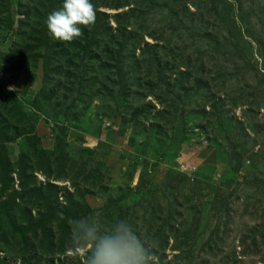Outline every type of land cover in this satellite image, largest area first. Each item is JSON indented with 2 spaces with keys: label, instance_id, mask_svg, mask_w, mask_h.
I'll list each match as a JSON object with an SVG mask.
<instances>
[{
  "label": "rangeland",
  "instance_id": "374dc122",
  "mask_svg": "<svg viewBox=\"0 0 264 264\" xmlns=\"http://www.w3.org/2000/svg\"><path fill=\"white\" fill-rule=\"evenodd\" d=\"M100 1L91 2L110 16L114 27L113 16L130 8L101 6ZM124 3L109 2L113 7ZM39 6L40 0H0L4 72L0 107L3 97L11 107V99H17L23 115L36 123L38 139L36 150L29 147L28 138H20L7 143L0 154V264H92L97 246L106 240L130 246L139 264H203L207 259L212 264H264V27L259 23L263 16L246 2L245 19L235 13L229 21L236 22L231 52L243 63L245 80L240 76L225 80L230 71L203 68L196 62L181 69L185 75L179 83L185 91L172 93L175 87L168 74L159 79L163 94L158 95L151 84L158 73L135 67L128 84L119 80L115 86L117 101L107 91L116 71L106 75L99 62L84 79L95 86L93 92L88 90L77 102L69 95L61 98V102L69 100L77 117L64 126L46 113L50 107L43 98L34 100L44 82L51 86L43 59H35L39 48L31 39ZM157 17L158 23L147 27L149 35L143 33L150 45L163 39V28L169 27L162 22L164 17ZM245 20L258 23L257 38L247 30ZM14 42L21 49L19 58L12 52ZM66 45L52 42V56L64 64ZM98 53L113 60L106 47ZM140 54L138 49L136 57ZM10 85L15 91L8 90ZM8 118L13 125L32 129L15 116ZM116 127L128 135L125 139L120 135L121 149L107 139L108 131ZM199 145L218 150L225 166L215 163L211 170H203L209 172L195 176L183 171V166L201 163L194 156H183V147ZM179 155L184 158L180 167L174 162ZM5 156L11 167L1 161ZM141 156L150 160L152 171L146 169L145 160H139ZM163 161L170 168L162 171ZM235 167L240 170L234 171ZM171 174L169 184L166 177ZM185 211L187 216L181 217ZM167 221L170 225L162 230ZM197 222L199 229L189 237L181 235L177 241L171 233L175 225L183 224L185 231ZM156 237L164 246L170 242L159 257L150 253ZM211 240L222 247L217 257L205 247ZM185 241L195 244L193 260L175 257L179 251L174 246Z\"/></svg>",
  "mask_w": 264,
  "mask_h": 264
},
{
  "label": "trees",
  "instance_id": "16d2710c",
  "mask_svg": "<svg viewBox=\"0 0 264 264\" xmlns=\"http://www.w3.org/2000/svg\"><path fill=\"white\" fill-rule=\"evenodd\" d=\"M102 1H100L101 6L119 9L130 8L124 13L119 12L113 16L116 22L115 27L110 23V16L95 8V22L87 27L80 25L83 34L71 42H64L67 44L65 46L66 57H68L66 64L59 62L57 60L59 58H54L55 55L53 54V57L51 54V51L54 50L52 42L55 39L51 36L46 23L52 12L62 9L64 0H40V6L36 9V17L39 21L34 28L31 39L36 42L35 48H39L35 59H43V72L46 73L51 86L47 87L46 82H44L34 100L38 101L43 98L50 107L46 110V113L53 120L58 121L60 119L64 126L72 121H77V117L73 112V106L69 108L71 106L69 100L61 102V98L69 95L70 99L77 102L83 100L88 90L93 92L95 86L84 79L88 70L99 62L103 64L102 69L107 71L106 75L109 74V71H116V73L113 72L112 78H110L113 80L112 87L107 85L108 97L111 98L115 97V86L120 83L128 84L139 68H141V71L148 68L151 74L154 71L158 73L155 81H151L156 90L155 92L159 93L158 95L163 94L161 90V86L163 88L162 80H165L168 74L169 79L173 82L172 85L175 87L171 92L185 91V89H181L182 85L179 83V80L185 75L181 69L184 66V68L189 67L192 63L196 64V62L203 68L215 66L230 71L228 76L226 73L223 74V76H227L225 80L239 76L245 80L243 63L239 60L235 51L234 53L231 52L232 36L236 34V27L233 24L236 22L234 20L233 24H230L229 21L233 20L235 13L241 19H245V4L247 2L249 9L263 16L259 23L264 27V0H126L125 5L117 7L109 4L113 0ZM236 4L237 9L234 8ZM158 14L165 18L162 22L169 24V27L163 28V39L159 38V42L150 45L145 41L143 33L148 34L147 27L149 28L151 25L158 23ZM245 21L247 30L252 33L254 38H257L256 26L258 23L253 20ZM161 41L163 44H161ZM14 46L12 52L19 58L21 49L18 42H14ZM102 47L107 48L113 60L104 59L99 55L98 51H101ZM193 47L196 48V51L191 52ZM209 47L212 48L208 49ZM138 49H140L141 54L136 57ZM23 55L24 52H22ZM142 65L144 66L142 67ZM135 67L137 69L133 71ZM50 73H54L57 77H50ZM162 75H164V78ZM160 77L163 79L159 81ZM198 80L202 82L200 78ZM187 84L189 82H186ZM167 85L170 86V84ZM69 97L66 98L69 99ZM3 98V106L0 107V154L7 143L15 142L20 138H28L29 147L36 150L35 146L38 142L35 135L36 123L31 122L29 118L23 115L17 99H11L13 100V107H11L9 99ZM115 99L119 101V98L115 97ZM55 100L57 101L55 102ZM1 108L5 109L7 116ZM157 114L159 115L160 112H157ZM12 116H15L20 122H27V124L32 125V129L11 124L8 117ZM135 137L136 134H134V139ZM237 153L238 150L234 148V156ZM139 160H145L146 169L151 168V165L148 164L150 160L147 161L146 157L141 156ZM1 161L6 162L11 167L12 163L9 156L2 157ZM230 163L232 165L233 160ZM233 170L239 171L240 167H235ZM171 177L172 174L166 177L169 184L172 180ZM32 190L35 191L36 188L33 187ZM68 193L70 192L67 191L66 194ZM177 203L179 201L175 202V204ZM158 205L161 207L160 204ZM187 214V211H185L181 213V217L187 216ZM169 225L170 222L167 221L166 227L162 230H166ZM199 226L200 223L197 222L193 226H188V230L182 231L183 224L180 228L175 225L171 228V233L176 234V240L178 241L181 235L189 237L195 234ZM213 234L219 236V231H214ZM157 239L156 237L153 241V249L150 251L154 257H159L162 252H165L170 243L164 246L158 243ZM186 242L188 241L180 244L176 243L174 246V251H179V254H175L176 259L193 260L190 257L195 251V244L191 245ZM205 247H210L215 251L211 255L213 257H217L218 251H222V247H218V242L213 240ZM203 264H212V260L207 259Z\"/></svg>",
  "mask_w": 264,
  "mask_h": 264
},
{
  "label": "clouds",
  "instance_id": "9594fccd",
  "mask_svg": "<svg viewBox=\"0 0 264 264\" xmlns=\"http://www.w3.org/2000/svg\"><path fill=\"white\" fill-rule=\"evenodd\" d=\"M96 20V10L91 0H64L60 10L52 12L47 18V27L53 39L71 42L83 33L80 25L85 27ZM9 91H15L10 85ZM92 264H139L130 246L113 241H102L94 255Z\"/></svg>",
  "mask_w": 264,
  "mask_h": 264
},
{
  "label": "crops",
  "instance_id": "0c3cea01",
  "mask_svg": "<svg viewBox=\"0 0 264 264\" xmlns=\"http://www.w3.org/2000/svg\"><path fill=\"white\" fill-rule=\"evenodd\" d=\"M114 129L115 130L108 131V135H107L108 137H107V139H110V142H108V143H109V145H112V146L117 145V148L121 149V147L124 146V145H122L123 144V140H122V138H121L120 135H122L124 139L128 135L126 133H124V132H121L120 133V131H119V129L117 127L114 128ZM80 132L81 131H79V133ZM78 138H83V137L82 136H79ZM126 145H127V143H126ZM184 148L185 147H183V153H181L183 156H188V158L194 156L195 158L198 159V162H201L197 166H190L189 165V168L194 169V171H189L188 172L187 170H183V171H185L187 173L192 174L193 176H195L198 173L209 172V171H203V170L204 169L205 170H211L210 167H212L213 165H215V163H219L220 162V159H219V151L218 150H211L210 148L205 147L204 145L193 146L192 148L191 147L190 148L189 147H186L185 149ZM216 153L218 154V160L219 161L216 158ZM180 157L181 156L179 155L178 156L179 163H178V161L176 159L174 160V162H177V166L178 167H180L179 164H183L182 160L184 158H180ZM220 163H221V165H224L225 166V162L224 163L220 162ZM227 163L229 164L228 161H227ZM227 166H229V165H227ZM166 167L167 168H170L169 164L167 162L163 161V164H162V166H161L160 169L163 171V170H165ZM183 167L185 169H188L187 166H183ZM150 169H151L150 171L153 170L152 168H150ZM155 171L158 172L157 170H155ZM139 173H140V170H139ZM138 178H139V176H138Z\"/></svg>",
  "mask_w": 264,
  "mask_h": 264
},
{
  "label": "built area",
  "instance_id": "2783aa9c",
  "mask_svg": "<svg viewBox=\"0 0 264 264\" xmlns=\"http://www.w3.org/2000/svg\"><path fill=\"white\" fill-rule=\"evenodd\" d=\"M2 73H3V75H4V72L2 71V69H1V65H0V79L2 78ZM100 118H101V117H100ZM107 125L110 126L109 123H108ZM188 169H189V168H188ZM188 169H185V170H187L188 172H189V171H194V169H192V168L189 169V170H188Z\"/></svg>",
  "mask_w": 264,
  "mask_h": 264
}]
</instances>
